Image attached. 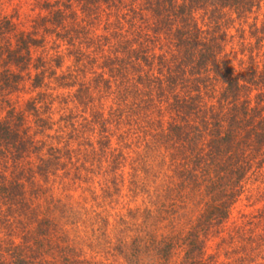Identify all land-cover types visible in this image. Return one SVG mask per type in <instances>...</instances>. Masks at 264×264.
Wrapping results in <instances>:
<instances>
[{
  "label": "trees",
  "instance_id": "1",
  "mask_svg": "<svg viewBox=\"0 0 264 264\" xmlns=\"http://www.w3.org/2000/svg\"><path fill=\"white\" fill-rule=\"evenodd\" d=\"M37 5L45 14L31 30L0 11V264H165L176 249L180 264H264V207L228 224L247 186L264 187V53L252 54L258 61L241 78L225 52L233 16L245 23L264 0ZM26 82L39 92L20 109ZM58 106L68 111L55 120ZM115 133L117 148H106ZM150 133L157 140L144 138V149L160 151L165 178L158 206L121 215L111 243L107 219L83 218L72 193L95 159H107L108 177L123 148ZM172 188L196 216L160 233L162 218L176 214Z\"/></svg>",
  "mask_w": 264,
  "mask_h": 264
},
{
  "label": "rangeland",
  "instance_id": "2",
  "mask_svg": "<svg viewBox=\"0 0 264 264\" xmlns=\"http://www.w3.org/2000/svg\"><path fill=\"white\" fill-rule=\"evenodd\" d=\"M37 2L38 0H1L2 6L0 7V11L2 14L11 16L13 20L19 23L20 28L31 30L30 27L32 26L33 19L37 15L45 14L43 10H40ZM252 12L253 13L247 16L248 19L245 20V23L239 22L238 19L233 16L235 22L227 31L225 52L231 58L234 67L237 70V74L238 76H241V78L244 77L246 70H248L247 68L250 65H254L255 61H258V59H256L257 57H254L252 60V54L258 56L260 53H264V43L256 42V33L254 31L255 28L261 26L264 10L254 9ZM55 45H58L61 54L66 53V47H62V43L59 41L56 42L52 38L49 47H54ZM259 51L260 53H258ZM38 53L39 51L35 54ZM68 61L69 60L67 59L66 65L70 64ZM65 68L64 65V70ZM26 83L25 90L22 91L19 94L18 99H16L17 106L20 109L24 107L27 100L34 98L36 93L39 92L37 90L33 91L29 82ZM41 91H45L47 94L51 93V90L49 89L46 91L43 88ZM74 91L75 90L69 91V93L71 92V94H73ZM216 91L219 92V88H217ZM67 93L68 91L64 90H59L57 92V94L64 96ZM255 93L256 91H253L251 96L253 97ZM15 98L17 97L14 95L13 99ZM71 107L72 106L70 105L69 110ZM66 111L68 110L65 109L64 106H58L56 110L57 115L54 117L55 120H58L60 116H64ZM145 136L146 135H142L140 140H133L130 149L123 148L124 158L121 161V167L112 175L109 173L108 177L105 175L107 159L104 158V163L101 161L96 162L95 159L96 164L93 163L89 165L90 173L87 176L86 182L84 184L79 183L77 185L78 188L72 193L75 210L77 209L79 213L81 208H83V218L88 219L90 216L96 217L98 213H101L107 219L109 232L108 239L111 243H114V240L112 239V230L116 225V220H118L121 215L126 218L132 210L138 209L141 213H146V211L150 209L154 210V208L158 206V198L162 193L161 187L165 180L164 177L162 178L164 172L160 173L161 171L159 169L160 151L154 152L155 155L149 156L146 154V149H144V138H146V142H148V140L151 142V137L153 140H157L156 137L151 133L149 136ZM118 139V134L115 133L109 141L106 142V148H117ZM92 141L93 151L97 156L100 148L99 138L94 137L92 138ZM127 142L129 143V140ZM137 164H139V167L141 164H144V167L142 169H137V171L133 170ZM115 176H117V179L119 180L117 183L114 180ZM257 188L261 189V191L264 189L263 185L259 186L254 184L247 186L246 192L242 194L234 204L228 223L230 226L233 223H240L243 220V214L247 215L245 218L247 220L248 218L255 216L258 210H262L264 207V199L261 196L262 193H260V190ZM175 191L176 189L172 188L170 194L167 195L174 196L168 204L172 205L176 214L170 212V214H166L165 217L162 218L161 226L158 229V232L160 233L170 232L172 231V228L179 229L181 228V225L188 221L190 216H196V214L191 215V212H188L190 207L185 206L186 201L182 198L183 196L180 197V194ZM164 196L165 195H163L160 200L163 201ZM185 214L188 215H186L187 218L183 217ZM80 225L78 226L79 228ZM99 235L100 234H98L97 245L99 243ZM125 241L128 240L125 239ZM86 251L88 254H92V252L95 253L96 249L93 251V249L90 250L87 248ZM180 251L181 249H176V252H174L170 261H167L165 264H180L182 260V252Z\"/></svg>",
  "mask_w": 264,
  "mask_h": 264
}]
</instances>
